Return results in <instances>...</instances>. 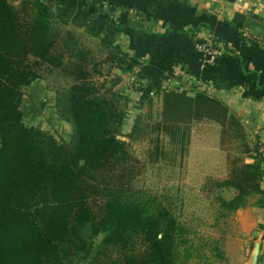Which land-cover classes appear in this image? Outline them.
Listing matches in <instances>:
<instances>
[{
	"label": "trees",
	"instance_id": "trees-1",
	"mask_svg": "<svg viewBox=\"0 0 264 264\" xmlns=\"http://www.w3.org/2000/svg\"><path fill=\"white\" fill-rule=\"evenodd\" d=\"M42 0H0V264H70L91 239L94 249L122 250L100 264H178L184 228L156 197L131 190L123 180L130 162L121 125L129 101L117 92L119 75L108 79L100 65L128 72L139 62L118 46L101 60L80 43ZM43 73L63 76L55 89L56 114L71 124L69 142L22 119L24 89ZM102 81H97L102 79ZM156 127L175 141L186 126L210 120L220 126V145L235 144L230 176L217 184L234 189L221 204L236 210L248 196L264 207V169L251 156L239 118L221 100L185 90H161ZM140 131L135 122L127 136ZM102 198L94 219L88 200ZM137 248L139 250H137Z\"/></svg>",
	"mask_w": 264,
	"mask_h": 264
},
{
	"label": "crops",
	"instance_id": "crops-1",
	"mask_svg": "<svg viewBox=\"0 0 264 264\" xmlns=\"http://www.w3.org/2000/svg\"><path fill=\"white\" fill-rule=\"evenodd\" d=\"M42 1L81 39L118 46L139 62L131 71L118 73V90H128L135 106L157 97L161 90L203 93L221 100L239 118L251 148L264 143V0ZM245 29L260 40L247 39ZM199 43L219 47L221 54L210 59L196 50ZM42 80L35 79L27 86L32 100H42L41 106L45 102L41 96L47 94ZM128 82L139 89L132 90ZM25 103L22 99L23 122L42 129L36 124L35 110L29 104L24 108ZM46 106L53 109V102ZM54 120L60 138L68 142L71 124L60 117ZM245 160L259 161L264 169L260 155ZM261 186L264 189V176ZM257 199L256 194L248 196L236 212L235 231L228 235L230 246L226 247L228 255L238 256L233 264H250L256 244L255 264H264V207Z\"/></svg>",
	"mask_w": 264,
	"mask_h": 264
},
{
	"label": "rangeland",
	"instance_id": "rangeland-1",
	"mask_svg": "<svg viewBox=\"0 0 264 264\" xmlns=\"http://www.w3.org/2000/svg\"><path fill=\"white\" fill-rule=\"evenodd\" d=\"M63 27L72 30L79 37L80 43L85 42L91 46L89 49L97 59L101 60L105 57L108 49L97 44L95 42L97 40L81 39L80 34L69 23ZM100 68L102 73L107 75L105 79L106 87H108L110 85L108 79L112 75H119V69L108 64L100 65ZM43 75L42 83L47 91L45 97L41 96L45 99L43 106H41L40 98L36 102L32 100L30 90L26 87L23 95V102L26 103L23 107L29 104L36 112V124L53 133L58 140H62L58 134L59 124L56 125L57 122L54 120L59 119V116L54 106L51 109L50 106H46V103L54 102L55 89L59 85L65 87L68 81L55 73H43ZM102 80L103 78L97 81ZM119 84L115 86L117 92L121 91L118 90L121 85ZM129 84L132 90L139 89L134 82ZM123 93L127 97L130 95L128 90ZM132 101L129 97L125 107V118L121 125L123 133L121 136L124 137L123 140L126 142L131 157L128 165L123 167L125 177L122 181L133 191L156 197L177 217L184 228L183 240L178 247L176 258L178 264H233L238 262V256L228 255L226 247L230 246L228 235H233L231 233L235 231V215L241 207L236 210H227L223 207L222 199L229 200L234 194V189L219 186L217 183L230 176L231 160L241 156L239 149L229 142L222 147L220 126L206 119L186 126L185 137L180 142L175 141L168 133L156 127L160 112L158 96L147 99L140 106H135V101L131 104ZM137 121L140 131L135 139H131L127 134ZM63 131L64 129L61 133H65ZM245 141L247 143L246 136ZM251 150L253 151L249 157H257V154L253 155L258 151L256 145ZM102 201L99 195L92 196L88 200L94 219L102 213ZM101 238L102 235H98L91 239L87 248L78 253L70 264H100L119 260L123 252L118 248H110L98 255L94 254V249ZM250 248L251 245L249 246L251 254Z\"/></svg>",
	"mask_w": 264,
	"mask_h": 264
},
{
	"label": "built area",
	"instance_id": "built-area-1",
	"mask_svg": "<svg viewBox=\"0 0 264 264\" xmlns=\"http://www.w3.org/2000/svg\"><path fill=\"white\" fill-rule=\"evenodd\" d=\"M245 37L252 40H260L259 37L252 35L248 30L244 31ZM196 50L203 52L206 55H209L210 59L216 58L221 54V49L207 43H199L195 46ZM258 151L255 153L264 157V143H260L257 147Z\"/></svg>",
	"mask_w": 264,
	"mask_h": 264
},
{
	"label": "water",
	"instance_id": "water-1",
	"mask_svg": "<svg viewBox=\"0 0 264 264\" xmlns=\"http://www.w3.org/2000/svg\"><path fill=\"white\" fill-rule=\"evenodd\" d=\"M207 56H208V58H209V55H207ZM215 59H216V58H214V60H215ZM117 138H118V139H121V140L124 139V137L121 136V135H118ZM257 252H258V245L256 244L255 247H254V249H253V253H252V258H251V263H250V264H255V258H256V256H257Z\"/></svg>",
	"mask_w": 264,
	"mask_h": 264
}]
</instances>
